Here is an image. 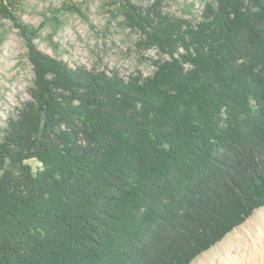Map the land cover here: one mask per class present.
<instances>
[{
	"label": "trees",
	"instance_id": "1",
	"mask_svg": "<svg viewBox=\"0 0 264 264\" xmlns=\"http://www.w3.org/2000/svg\"><path fill=\"white\" fill-rule=\"evenodd\" d=\"M22 1L0 0L35 72L0 127V264H191L264 206V0H117L169 56L127 78L41 51Z\"/></svg>",
	"mask_w": 264,
	"mask_h": 264
},
{
	"label": "rangeland",
	"instance_id": "2",
	"mask_svg": "<svg viewBox=\"0 0 264 264\" xmlns=\"http://www.w3.org/2000/svg\"><path fill=\"white\" fill-rule=\"evenodd\" d=\"M143 8L157 7L163 13L189 17L199 15L205 0H134ZM117 0H23L22 20L40 28L36 42L41 51L66 61L71 67L84 65L95 71L117 70L128 77L141 71L151 75L155 66L146 58L168 59L157 48L142 50L140 35L124 22L117 11ZM0 127L17 108L30 98L35 78L29 47L20 29L10 20H0ZM41 166L36 160L29 161ZM264 206L228 233L221 241L200 254L191 264H245L246 251L252 264L261 256L264 244ZM262 257V256H261ZM229 260V262L227 261Z\"/></svg>",
	"mask_w": 264,
	"mask_h": 264
},
{
	"label": "bare ground",
	"instance_id": "3",
	"mask_svg": "<svg viewBox=\"0 0 264 264\" xmlns=\"http://www.w3.org/2000/svg\"><path fill=\"white\" fill-rule=\"evenodd\" d=\"M263 239H264V235H263ZM258 248H259L258 246H255L253 248L255 250V253H250V251L249 252L248 251L245 252V255H243V258H244L243 260H244L245 264H252V260L250 259V257H254V256H256L258 254ZM261 250H262L261 251V256L262 257L260 256L259 258L256 259V262L258 264H264V244H262V249ZM227 261L229 262V260H227ZM234 263L237 264L235 261H234Z\"/></svg>",
	"mask_w": 264,
	"mask_h": 264
}]
</instances>
